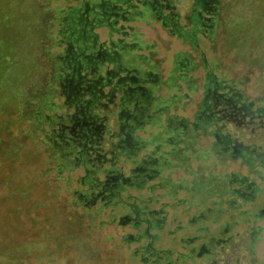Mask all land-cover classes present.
<instances>
[{"label": "rangeland", "instance_id": "1", "mask_svg": "<svg viewBox=\"0 0 264 264\" xmlns=\"http://www.w3.org/2000/svg\"><path fill=\"white\" fill-rule=\"evenodd\" d=\"M218 1L212 40H200L199 51L173 41H160L162 45L156 46L167 69L174 50H189L192 76L188 81L194 88H183V92L189 90L190 99L184 102L187 109L181 113L190 120L199 106L203 84H212V77L206 78V74L235 84L255 106H264V0ZM195 2L175 0L177 12L196 19L192 11L200 10V6ZM2 4L5 6L6 0ZM64 5V0H7L0 9V264H147L136 250H144L148 240H132L129 234L136 235V231L130 224H120L126 208L101 207L98 202L83 206L75 194L84 186L79 180L83 165L60 168L58 148L48 139L51 125L43 114L54 115L63 103L54 74L55 54L60 50L56 46L58 9ZM143 29L147 40L161 38L154 22L143 25ZM175 92V88L167 93L161 90L163 97ZM181 103L180 99L177 105ZM235 129L245 142L264 145V129L256 127L251 135L249 127ZM196 136L188 152L189 175L186 168L162 169L171 181H183L190 188L193 180L200 182L197 192L177 193L179 197L199 193L194 205L163 204L170 200L169 184L153 190L128 188L134 196L151 198L149 207L163 209L166 215L162 228L149 230L154 248L172 250L171 264L235 263L238 257V264H251L252 257L256 264L264 263V230L255 231V241L251 238L252 227L264 226L263 216L256 215L264 207V190L255 205L232 192L244 174L260 186L264 182L241 160L224 151L219 153L212 135L199 131ZM118 158L128 174L131 161L122 155ZM200 211L207 216L204 235L225 238L226 225L232 235L215 261L197 255L192 261L183 260L178 255L188 252L182 240L198 233L188 223L192 214ZM214 218L217 221H211ZM251 244L254 255L250 254Z\"/></svg>", "mask_w": 264, "mask_h": 264}, {"label": "flooded vegetation", "instance_id": "2", "mask_svg": "<svg viewBox=\"0 0 264 264\" xmlns=\"http://www.w3.org/2000/svg\"><path fill=\"white\" fill-rule=\"evenodd\" d=\"M215 1L196 0L195 4H200L210 13L215 11ZM148 2L157 13V18L175 35L207 37L213 27L209 23V16L194 10L192 14L196 13L199 16L198 26L191 22L189 16L181 19L171 0ZM143 3H146V0ZM111 14L117 13L113 11H105V14L101 12L100 15L97 13L91 20L84 14L82 19H85L83 21L86 26L80 27V30L83 40H90L91 48H88V45L75 48L72 43L67 42L64 54L57 55L63 65L57 66L54 76L57 79L56 87L64 98V111L57 114L59 121L54 128L62 142L72 144L77 153L76 158L84 156L82 163H90L97 169L106 165H117L119 167L117 170L105 173L107 183L112 181L122 188L134 184L138 189L150 190L169 184L170 200L163 204L194 205L199 193L193 197H179L177 193L179 190H187L188 194L191 190L197 192L196 189L201 187L200 182L193 180L194 185L190 188L182 183L183 181H171L169 176L163 175L162 169L172 166L186 168V174L189 175L187 164L190 144L196 141V135L202 131L213 136L219 153L224 151L233 159L241 160L261 182H264V145L245 142L243 135L235 129L249 127L250 135L256 127L264 129V106H255L235 84L218 79L215 74H206V78L212 77V84L209 85L207 82L203 84L199 106L190 120L181 113L187 109L184 102L190 99L189 90L179 96V90L182 88L175 87L176 92L170 97H163L161 94L163 89L166 93L169 88L174 90L173 75L164 78L153 72L152 67H145L148 64L132 62V59L123 62L120 51L122 47L124 49L128 46L125 42L121 49H115L113 42L109 45L97 41L92 31L94 26L103 20L106 21L102 24L109 26L110 21L107 20ZM188 22L192 25L189 28ZM182 78L186 81L189 79ZM187 87L194 88L190 85ZM180 99L182 103L177 105ZM121 155L125 161L132 160L133 166L129 168L128 174L124 172L125 165L121 164L118 158ZM191 173L194 174V171ZM158 177L161 180H157ZM238 179V186L233 187L232 192L255 205L258 196L263 194L264 186L250 180L245 174ZM140 199L146 203L144 207L134 208L131 213L122 214L120 224H130L136 231V235L129 234L132 240L139 241L143 238L148 240L144 250H136L143 262L171 264L170 256L173 251H157L153 246L154 237L149 234L151 227L164 226L162 223L166 220V215L163 209L148 206L149 202H152L151 198ZM210 210L211 207H208L207 211ZM256 215L263 216L264 220V207L260 208ZM205 220H207L205 212L192 214L188 223L189 228H195L198 233L193 238L182 240L188 252L179 253V258L182 256L183 260L192 261L193 256L197 255L215 261V256L221 252L222 247L230 242L232 235L228 234L227 225L223 230V234L227 235L225 238L204 235V230L208 229V226H203ZM179 229L184 230V227ZM258 230H264V226L257 225L256 228H251L252 242L255 241V231ZM198 240L201 242L197 246L195 242ZM253 247L254 244H251V255H254ZM238 260L239 257L235 263L226 260L224 264H238ZM251 260L253 261L251 264H256L253 257Z\"/></svg>", "mask_w": 264, "mask_h": 264}, {"label": "trees", "instance_id": "3", "mask_svg": "<svg viewBox=\"0 0 264 264\" xmlns=\"http://www.w3.org/2000/svg\"><path fill=\"white\" fill-rule=\"evenodd\" d=\"M65 5L58 9V15L60 20V31L58 32L59 37L56 42V46L60 47V50L55 54L56 65L55 69L58 65L62 66L63 62L60 60L57 55L64 54L65 50L67 49L68 43H72L74 47H80L88 45L90 47V40H83V35L81 34L80 27H85L84 24L85 19H82V16L85 14L91 20L97 13L113 11L117 14L109 15L107 21H110L109 26L102 24L105 22L104 20L94 26L93 33L95 37H97V41L101 43L109 44L113 42L115 44V49H121V46L124 44L123 40V32H124V22L135 20L137 17L148 15L154 19L157 18V13L155 12L154 8L150 5L146 0V3H143L145 0H64ZM3 0H0V9H3L4 6ZM7 4V0H6ZM5 4V6H6ZM4 6V8H5ZM114 6H117V9H113ZM110 7L112 9H110ZM108 17V14L106 15ZM196 19H191L192 23H196L198 26L199 16L195 15ZM84 20V21H83ZM213 27L211 28L209 35L206 37L207 39L212 40V34L215 31V22H209ZM192 26V25H190ZM189 28V27H187ZM187 30V29H186ZM213 32V33H212ZM90 33V32H89ZM92 33V32H91ZM88 36L89 34L86 33ZM84 35V37H88ZM94 37V38H95ZM183 38L191 40L195 45V42H198L200 36H188L187 34L181 36ZM197 38V39H196ZM110 50L109 47H106ZM130 48L127 46L120 51L122 53V61L126 62V59L134 60L132 56H126L125 52L128 51ZM60 93V90H59ZM61 97H63L61 95ZM64 100V98H63ZM56 109V107H55ZM60 109V110H59ZM44 110V109H43ZM41 111V110H40ZM39 111V113H40ZM56 111H64V101L63 103L58 106ZM54 113V115L47 113L43 114V118L48 121L51 125V132L49 134V141L53 146L58 148L57 154L60 155V168H66L65 166H75V165H83L84 172L80 176L79 180L82 183L83 188L75 192L76 197L79 199V202L83 204V206L93 205L95 203H100L101 207L105 206H121L126 208L125 213H131L134 208L144 207L146 203H143L141 199L137 196L132 195L128 188H136L134 184L126 185L125 187L116 186L113 182L109 181L107 183L105 173L111 170H117L119 167L117 165H106L102 168L97 169L96 166L90 163H82L84 156L80 157V159L76 158L77 153L75 149L72 148V144H66L61 141L56 129L57 122L59 121L58 113ZM72 157L73 159H71ZM83 158V159H82ZM132 161V160H131ZM132 163V162H131ZM133 165V164H132ZM114 172V171H113ZM150 190V189H148ZM150 205V204H149ZM148 205V206H149ZM124 213V214H125Z\"/></svg>", "mask_w": 264, "mask_h": 264}, {"label": "crops", "instance_id": "4", "mask_svg": "<svg viewBox=\"0 0 264 264\" xmlns=\"http://www.w3.org/2000/svg\"><path fill=\"white\" fill-rule=\"evenodd\" d=\"M171 4L174 5L175 10L177 12L179 4H176L175 0H171ZM214 4H216L214 8L215 9L214 12H210V13L206 12L200 6V4H199L200 10H198L197 12H201L202 15L209 16L210 18L209 20L215 22V18L219 13L218 10L219 1L216 0ZM179 14L181 16V19L186 16H189V19L191 17V14L188 13L185 14L184 16L181 13ZM153 22L156 24L157 30H159V33L161 35V38H157V40H155L154 42L147 40L148 38H146L145 36L146 30L143 29V25H150ZM190 25L191 24L189 23L187 27H189ZM122 26H124V32H123L124 35H122L123 40L126 44H128V47L130 48L128 51L125 52V55L134 57V60H138L139 63L141 62L142 64H146V65L148 64L145 67H150V68L152 67L151 69L153 72L159 73V75L163 76L164 78L169 75H173L175 78L174 88L175 87L182 88L181 90H179V95L184 94L183 88H188L187 85H190V83L189 81L184 80V78L182 77L192 76L190 74V71L192 69L190 66V62L188 61L189 50H186V48L185 49L177 48L176 50H174L173 57L169 62L170 67L168 65V69H167V65H165L164 59L159 58L156 46L158 44L160 45L161 43L160 41H162L164 44L165 41H171V42L173 41L174 43L177 42L182 45L185 44L188 47L192 46L193 50L199 51L200 49L199 46L201 45L200 40L207 38L201 35L200 39L198 40L199 43H197L198 46H196L191 40L172 33L159 19L153 20L148 15L137 17L135 20L132 21L124 22Z\"/></svg>", "mask_w": 264, "mask_h": 264}]
</instances>
